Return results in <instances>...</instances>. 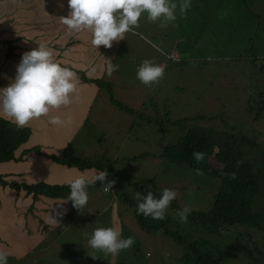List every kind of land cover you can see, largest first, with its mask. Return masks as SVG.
I'll return each instance as SVG.
<instances>
[{"label": "rangeland", "instance_id": "obj_1", "mask_svg": "<svg viewBox=\"0 0 264 264\" xmlns=\"http://www.w3.org/2000/svg\"><path fill=\"white\" fill-rule=\"evenodd\" d=\"M191 4L183 18L177 8L176 20L167 27L148 22L147 14H142L140 26L125 34L112 62L118 70L102 78L104 86L93 84L98 93L91 102L89 126L82 129V123L73 129L76 139L63 151L76 159L110 165L124 176H107V181H115L108 193L100 182L88 189L82 212L69 206L70 213L53 233L55 248L39 246L21 258L7 256L8 264H193L184 259V244L196 241L219 264H264V0H191ZM12 25L19 35V15ZM144 60L165 66L163 79L151 87L136 79ZM78 103L76 96L59 110H74ZM189 130L199 131L215 147L226 141L239 146L240 162L249 164L259 177L251 207L262 215L257 227L225 226L210 233L175 217L174 210L185 205L190 212H208L220 187L218 178L204 172L197 175L187 164L162 157L164 148ZM243 137L249 146L241 144ZM27 155L16 163L15 175L22 179L32 174ZM207 163L222 168L212 158ZM134 185L160 195L164 189L176 191L174 210L168 207L165 218H170L168 228L184 244L162 231L139 228L135 209L125 200L136 199ZM100 227L118 228L121 238L132 237L135 242L115 257L94 251L88 240Z\"/></svg>", "mask_w": 264, "mask_h": 264}, {"label": "crops", "instance_id": "obj_2", "mask_svg": "<svg viewBox=\"0 0 264 264\" xmlns=\"http://www.w3.org/2000/svg\"><path fill=\"white\" fill-rule=\"evenodd\" d=\"M68 12L67 0L0 2V89L7 87L14 79L22 55L41 43L53 50L54 60L61 66L68 67L72 71H80L91 80L105 78L107 65L109 62H114L123 40L114 41L111 48L100 46L96 50L91 44L89 33H67L66 27L60 23L59 18L66 17ZM18 15L21 33L16 35L12 24ZM9 47H12L14 54L10 59L6 58ZM97 93L93 84H84L79 80L77 89L79 103L76 109L66 112L53 110L47 117L30 121L25 127L32 135L15 152V158H19L24 150L34 148L31 147L33 143H38L36 147H39L43 155H39L40 157L34 153L27 155L32 168L30 177L22 179L21 176L15 175L16 163L19 160L0 163V177L4 181L19 184L62 185L81 173L90 176L91 169L80 171L77 168H68L55 164L46 156H57L66 147L72 145L76 139L73 129L82 123V129L89 126L86 121L91 102ZM52 116H59L62 120L71 117V123L62 126L52 125L48 123ZM0 118L12 123L3 117ZM60 167L66 170L59 171ZM64 201L42 196L33 200L32 195H27L22 189L17 192L9 186L0 185V251L12 258H21L35 251L39 246L49 250L55 248L57 244L52 241L53 233L61 227L65 217L70 213L69 204H62ZM58 212H63V215L57 216ZM49 216L56 218L57 224L49 223Z\"/></svg>", "mask_w": 264, "mask_h": 264}, {"label": "clouds", "instance_id": "obj_3", "mask_svg": "<svg viewBox=\"0 0 264 264\" xmlns=\"http://www.w3.org/2000/svg\"><path fill=\"white\" fill-rule=\"evenodd\" d=\"M67 4L68 15L59 18L60 23L66 27L68 34L89 33L91 44L96 50L100 46L111 48L114 41L124 40L125 33L140 26L142 14H147L148 22L159 21L161 27H167L170 22L176 20L177 8L183 18L192 6L191 0H181L179 4L172 0H67ZM117 70L118 65L108 63L106 70L108 76ZM164 71V65L144 60L138 66L136 79L142 85L151 87L163 79ZM78 83L77 73L57 63L53 50L41 43L22 55L14 79L7 87L0 89V117L11 121L18 129L24 128L30 121L47 117L53 110L72 104L77 96ZM48 123L62 126L71 123V117L62 120L59 116H52ZM205 155V152L192 153L197 164L204 160ZM90 171L92 173L90 176L81 173L68 180L70 193L62 204L71 202L73 208L82 212L88 201L87 189L89 186H95L97 182L101 183L103 192H110L115 181H107V170ZM195 172L197 175L204 174L199 168L195 169ZM227 175L230 179H235L234 172ZM176 196V191L172 189H164L159 199L155 198L151 191L146 195L137 192V214L162 221ZM190 211V207L185 205L176 213L181 223L187 221ZM56 215H63V212ZM48 222L57 224L56 218L51 216ZM134 242L132 237L121 238V230L118 228L100 227L93 231L88 245L94 251L115 257L121 251L130 248ZM0 264H8L7 253L3 251H0Z\"/></svg>", "mask_w": 264, "mask_h": 264}, {"label": "trees", "instance_id": "obj_4", "mask_svg": "<svg viewBox=\"0 0 264 264\" xmlns=\"http://www.w3.org/2000/svg\"><path fill=\"white\" fill-rule=\"evenodd\" d=\"M14 57L12 47H9L6 58ZM79 76V80L84 84L103 85L104 80L88 79L82 72L75 71ZM110 92V90H109ZM31 131L24 127L18 129L15 124H12L0 118V163L18 161L25 156V153H34L41 155L39 148H31L24 150L19 158H15V152L25 144L30 138ZM249 140L246 137L241 139V144L249 146ZM193 152H205V158L199 164L194 160ZM53 162L68 168H77L80 171L86 169H96L98 171L108 172V175L121 176L124 173L116 171L112 166H103L101 162H91L85 159H76L70 151L62 152L58 156H47ZM162 157L171 163H184L192 169H202L203 172L220 180L219 190L214 197L212 208L208 212H190L187 216L189 223L199 225L210 233H216L225 226H246L257 227L262 221V215L253 213L251 210L252 200L258 193L259 177L254 174L251 166L247 163H241L242 152L235 142L226 141L222 146L215 147L205 138L202 133L197 130H189L182 135L177 143L166 146L162 152ZM212 158L219 162L221 169H213L207 160ZM235 173V179H230L228 173ZM0 185L9 186L10 188L19 191L24 190L27 195H32V199L36 200L40 196L49 199L66 200L70 189L68 183L62 185H49L45 183H36L33 185L17 184L15 182L4 181L0 177ZM92 186H89L90 189ZM141 195H146L151 191L155 198L159 199L160 194H156L151 189L144 186L134 185L133 187ZM87 189V191H88ZM130 206L133 207L134 216L140 229L155 233L162 231L163 235L173 237L178 243L185 242L177 232H173L168 228L169 219L153 220L151 217H144L137 214V199L127 200ZM70 207H73L71 202H68ZM175 206L171 202L169 209L174 210ZM175 217L177 210H174ZM186 252L184 259L193 261V264H219V261L210 255V251H201L198 248L199 242L184 244ZM10 257V256H9ZM123 264V263H120Z\"/></svg>", "mask_w": 264, "mask_h": 264}]
</instances>
